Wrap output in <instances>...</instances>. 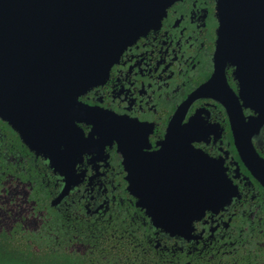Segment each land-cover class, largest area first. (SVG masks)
Masks as SVG:
<instances>
[{
  "label": "flooded vegetation",
  "instance_id": "flooded-vegetation-1",
  "mask_svg": "<svg viewBox=\"0 0 264 264\" xmlns=\"http://www.w3.org/2000/svg\"><path fill=\"white\" fill-rule=\"evenodd\" d=\"M138 3L133 14L128 0L127 46L104 81L78 96L82 104L126 119L113 125L126 134H102L82 116L75 121L78 135L73 132L71 141L65 136L54 148L72 150L67 170L45 152L50 147L28 144L0 116V226L13 233L33 228L22 209L39 198L60 211L65 232H76L84 247L105 235L114 245L128 243V254L139 251L159 264H264V186L251 169L264 160V124L252 119L257 113L241 98L230 106L220 100H228V87L239 96L233 65L205 86L215 73L216 0ZM172 123L189 150H162ZM237 136L247 137L255 150L238 147ZM128 142L137 146L128 149ZM191 152L215 163L225 190L223 203L206 208L185 237L155 225L148 203L137 205L128 188L129 168L142 160L143 168L160 161L191 170Z\"/></svg>",
  "mask_w": 264,
  "mask_h": 264
},
{
  "label": "water",
  "instance_id": "water-1",
  "mask_svg": "<svg viewBox=\"0 0 264 264\" xmlns=\"http://www.w3.org/2000/svg\"><path fill=\"white\" fill-rule=\"evenodd\" d=\"M137 4L138 0H132L129 11L133 14ZM216 10L219 25L215 73L205 86L214 84L227 64L233 65L239 96L228 87V100H220L230 106L241 98L257 113L252 119L262 125L264 0H216ZM129 22L128 0H0V116L28 144L50 147L52 150L45 152L65 169L72 150L54 148L67 141L65 136L71 141L73 132L78 135L75 121L82 116L94 122L102 134H126L123 128L113 126L125 124L126 119L82 104L78 96L107 77L130 41ZM173 126L162 150H189L188 142L175 136ZM128 135L133 140L135 130ZM236 142L238 147L255 150L247 137L237 136ZM127 146L131 149L137 144L128 142ZM123 152L128 156V150ZM196 153L191 152L195 156L191 170L182 166L166 168L160 161L143 168L142 160L129 168L128 188L138 198L137 205L148 203L154 224L174 235L190 237L192 222L206 208L224 201L220 196L225 184L215 176V163ZM127 156L124 164L128 180ZM56 169L63 172L61 167ZM251 169L264 186V160L260 165L253 163ZM183 171L193 176L191 181L189 176H175Z\"/></svg>",
  "mask_w": 264,
  "mask_h": 264
},
{
  "label": "trees",
  "instance_id": "trees-1",
  "mask_svg": "<svg viewBox=\"0 0 264 264\" xmlns=\"http://www.w3.org/2000/svg\"><path fill=\"white\" fill-rule=\"evenodd\" d=\"M22 210L34 227H19L13 233L0 226V264H159L139 251L128 254V243L114 245L105 235L84 247L76 232H65L60 211L48 201L37 198Z\"/></svg>",
  "mask_w": 264,
  "mask_h": 264
}]
</instances>
